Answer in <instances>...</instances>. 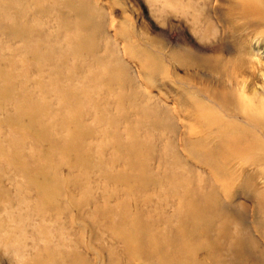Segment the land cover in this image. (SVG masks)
I'll return each instance as SVG.
<instances>
[{"label":"rangeland","instance_id":"obj_1","mask_svg":"<svg viewBox=\"0 0 264 264\" xmlns=\"http://www.w3.org/2000/svg\"><path fill=\"white\" fill-rule=\"evenodd\" d=\"M239 2L0 0V264H264V131L229 157L199 117L242 54L263 93Z\"/></svg>","mask_w":264,"mask_h":264},{"label":"bare ground","instance_id":"obj_2","mask_svg":"<svg viewBox=\"0 0 264 264\" xmlns=\"http://www.w3.org/2000/svg\"><path fill=\"white\" fill-rule=\"evenodd\" d=\"M237 14L246 20L239 24L231 22L230 30L233 37L235 31L239 30V33L234 37V45L242 54V52H248L245 46L248 33L258 35L264 33V4L257 3L255 0H240L237 5ZM233 21L235 20L233 19ZM242 55L241 61L236 67L234 66V77L223 85L229 89L230 95L235 100L234 110L228 115L229 119L224 121L211 114H199L202 124L210 130V134L207 133V136L211 137H205L214 143L212 148H221L226 155L229 153V157L230 154H248L251 149L249 140L258 137L255 130L264 131V82L262 84L263 93L255 96L250 89L252 88L251 79L255 78L256 74L249 68L253 66L249 64L250 60L244 54ZM239 75L242 76L239 78ZM212 131H214V135H212ZM234 215L239 216L237 213ZM232 245L234 247L243 245V239L237 238L232 242Z\"/></svg>","mask_w":264,"mask_h":264}]
</instances>
